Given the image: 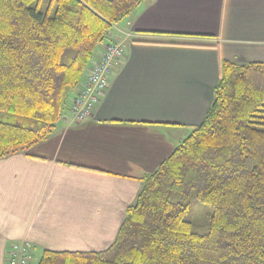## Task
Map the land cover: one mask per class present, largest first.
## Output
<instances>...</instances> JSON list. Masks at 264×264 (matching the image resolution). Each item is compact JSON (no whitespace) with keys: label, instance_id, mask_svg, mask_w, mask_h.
Returning <instances> with one entry per match:
<instances>
[{"label":"trees","instance_id":"16d2710c","mask_svg":"<svg viewBox=\"0 0 264 264\" xmlns=\"http://www.w3.org/2000/svg\"><path fill=\"white\" fill-rule=\"evenodd\" d=\"M149 1L0 0V160L48 138L97 47ZM140 180L109 247L37 264H264V63L221 60L202 122Z\"/></svg>","mask_w":264,"mask_h":264},{"label":"crops","instance_id":"0c3cea01","mask_svg":"<svg viewBox=\"0 0 264 264\" xmlns=\"http://www.w3.org/2000/svg\"><path fill=\"white\" fill-rule=\"evenodd\" d=\"M114 27L84 79L128 35L124 58L91 116L73 123L70 99L46 140L0 160V264L14 242L29 263L109 247L140 179L202 122L220 61L264 63V0H152Z\"/></svg>","mask_w":264,"mask_h":264},{"label":"built area","instance_id":"2783aa9c","mask_svg":"<svg viewBox=\"0 0 264 264\" xmlns=\"http://www.w3.org/2000/svg\"><path fill=\"white\" fill-rule=\"evenodd\" d=\"M128 38V35H125V38L107 44L99 60L82 80L69 106L73 123L80 124L91 116L108 88L112 70L124 58L125 42ZM6 255V264H29L31 260L30 248L26 242L12 243Z\"/></svg>","mask_w":264,"mask_h":264},{"label":"rangeland","instance_id":"374dc122","mask_svg":"<svg viewBox=\"0 0 264 264\" xmlns=\"http://www.w3.org/2000/svg\"><path fill=\"white\" fill-rule=\"evenodd\" d=\"M126 23V18H124L123 20H121L120 22H118L115 26L118 28V29H124V25ZM115 28V27H114ZM114 30V29H113ZM114 32V31H112ZM116 33V31H115ZM114 34V33H113ZM105 42V41H104ZM238 64H242V63H238ZM206 209L203 207V205L201 204H196L195 205V208H194V214H193V217H192V221L193 223L195 224H199L200 222H202L203 220V217L205 216V211ZM40 258V255H35L34 256V259L31 263L29 264H37L38 263V260Z\"/></svg>","mask_w":264,"mask_h":264}]
</instances>
